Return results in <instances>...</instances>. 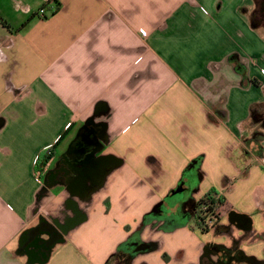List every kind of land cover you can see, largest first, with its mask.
I'll use <instances>...</instances> for the list:
<instances>
[{
	"label": "crops",
	"instance_id": "obj_1",
	"mask_svg": "<svg viewBox=\"0 0 264 264\" xmlns=\"http://www.w3.org/2000/svg\"><path fill=\"white\" fill-rule=\"evenodd\" d=\"M17 1L11 17L0 0V264H121L133 241L127 264H197L211 243L264 264V138L258 152L249 120L264 0H39L43 16ZM88 125L102 127L100 180L65 164ZM181 185L178 203L214 188L246 227L168 221Z\"/></svg>",
	"mask_w": 264,
	"mask_h": 264
},
{
	"label": "flooded vegetation",
	"instance_id": "obj_2",
	"mask_svg": "<svg viewBox=\"0 0 264 264\" xmlns=\"http://www.w3.org/2000/svg\"><path fill=\"white\" fill-rule=\"evenodd\" d=\"M102 127L100 125H88L87 127H84L83 130L79 131L78 136L72 141L71 147L73 148L66 157V168L68 171V174L70 176L75 177H82L86 173L87 169L95 170L94 167H97V171L99 173L98 180L101 179L102 173L106 172L110 164L107 162L105 157H100L98 159H94L92 161L90 160V154L97 150L100 146L99 139L102 136ZM99 152H97L98 154ZM93 180L88 184V189L93 188L94 185L97 183L98 180H96L94 177L95 175H92ZM183 188V193L186 192L183 185L179 186ZM179 204V205H178ZM176 205V206H175ZM174 205V208L172 211L168 214V221H178L183 220L187 217H192L193 220L195 218L196 213V201L185 199L183 202L178 203ZM168 207V206H167ZM173 206H171L172 208ZM187 207H190V210H188ZM232 212L230 209L223 213L220 218L215 220L209 227L214 226L219 219L222 217H227L228 221L238 226L246 227L245 226V220L241 219V217L235 213L229 215V213ZM229 224V225H231ZM227 226V229L229 227ZM209 229V228H208ZM52 232V231H49ZM33 237L30 239L27 243L23 245L24 248L29 247L30 244L33 242ZM50 238L47 240H40L39 244L37 245L38 248L31 249V254L34 256H38L42 248L48 247ZM142 248V245L140 243H137L135 241L129 242L126 249H127V255L124 256V258L121 261V264H127L128 259L134 254L137 253L139 249ZM243 255L239 254L238 252L233 253L229 248H223L221 245L216 243L208 244L204 247L203 252L201 254V257L199 259V262L197 264H232L234 260H237L238 258H241Z\"/></svg>",
	"mask_w": 264,
	"mask_h": 264
},
{
	"label": "trees",
	"instance_id": "obj_3",
	"mask_svg": "<svg viewBox=\"0 0 264 264\" xmlns=\"http://www.w3.org/2000/svg\"><path fill=\"white\" fill-rule=\"evenodd\" d=\"M43 6H45V4ZM0 21L3 25H5L1 17H0ZM249 120H250V125L254 129L252 140L258 146L257 151L261 152L262 149L260 146V141L264 138V101L251 104L249 109ZM49 159H50V154L47 152V150H43L38 154L33 167L34 174L37 177L41 176V174L46 170ZM223 201H224V197L222 194H220L214 188L209 189L203 195V197H201L198 201H196L197 210L194 218L195 226L201 231H207L209 226L204 224L203 221L204 218L210 214L211 210L214 207H216L218 204L222 203ZM202 206H205L206 208L205 210L201 211L200 208ZM148 247L151 248L152 244H149ZM115 256H116L115 254L112 255L109 258L107 264H109L114 259Z\"/></svg>",
	"mask_w": 264,
	"mask_h": 264
},
{
	"label": "built area",
	"instance_id": "obj_4",
	"mask_svg": "<svg viewBox=\"0 0 264 264\" xmlns=\"http://www.w3.org/2000/svg\"><path fill=\"white\" fill-rule=\"evenodd\" d=\"M38 14H39L40 16H43V14H44V9H43V8H40ZM46 150H47V152L49 153V150H50V149H46ZM205 208H206L205 206H202V207L200 208V210H201V211H202V210H205ZM228 210H229L228 205L225 203V201H223L222 203H220V204H218L216 207H214V208L211 210L210 214L204 218V220H203V221H204V224L210 226L215 220H217L218 218H220L221 215H222L223 213L227 212Z\"/></svg>",
	"mask_w": 264,
	"mask_h": 264
},
{
	"label": "water",
	"instance_id": "obj_5",
	"mask_svg": "<svg viewBox=\"0 0 264 264\" xmlns=\"http://www.w3.org/2000/svg\"><path fill=\"white\" fill-rule=\"evenodd\" d=\"M105 129V125H103V131ZM96 151V150H95ZM94 152H92L91 158L94 157ZM184 193H183V188L178 187L177 189H175L173 192H171L166 198H165V202L169 205V206H173L175 205L178 201H180L183 197ZM159 205H157L156 208H158ZM233 214V212H230L229 215ZM47 255L46 252L43 253V257Z\"/></svg>",
	"mask_w": 264,
	"mask_h": 264
},
{
	"label": "rangeland",
	"instance_id": "obj_6",
	"mask_svg": "<svg viewBox=\"0 0 264 264\" xmlns=\"http://www.w3.org/2000/svg\"><path fill=\"white\" fill-rule=\"evenodd\" d=\"M17 1V0H16ZM2 4H4L5 6V12L4 14H9L7 16H11L14 15L12 12H11V8H10V5H9V0H2ZM17 3L19 4V8L21 9V7H24V6H31V7H34L37 12H39L40 10V6L38 5L40 3L39 0H22V1H17ZM262 72V71H261ZM188 210H190V207H187ZM191 223V220L189 221Z\"/></svg>",
	"mask_w": 264,
	"mask_h": 264
}]
</instances>
